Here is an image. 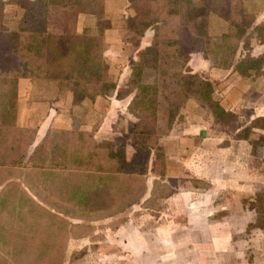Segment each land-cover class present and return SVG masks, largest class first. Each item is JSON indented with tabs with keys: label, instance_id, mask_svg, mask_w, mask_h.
<instances>
[{
	"label": "trees",
	"instance_id": "obj_1",
	"mask_svg": "<svg viewBox=\"0 0 264 264\" xmlns=\"http://www.w3.org/2000/svg\"><path fill=\"white\" fill-rule=\"evenodd\" d=\"M244 1L130 0L135 13L127 20L129 33L141 38L153 30V40L138 54L126 86L118 91L119 98L133 94L128 106L132 117L122 135L99 142L93 130L50 128L30 154L39 126L17 122L19 80H55L78 98L110 94L116 83L105 56V33L113 23L106 16V0H0V264H64L71 237L88 236L96 221L140 203L147 192L152 151L171 133L189 100L215 113L228 134L248 140L251 155L264 161V139L253 136L264 131V116L239 130L238 113L224 109L214 84L189 64L196 51L213 67L242 73L259 61L248 55L237 63L252 26ZM8 4L25 9L36 29L11 30L5 23ZM69 7L97 16V30H77L79 15L69 20ZM211 13L228 22L226 32L210 34ZM253 32L264 43V21ZM149 69L158 74L152 82L145 80ZM176 183L156 179L144 206L161 209L160 200L173 193ZM263 200L257 191L247 207L261 229ZM122 220L109 224L119 227ZM86 252L74 250L71 258Z\"/></svg>",
	"mask_w": 264,
	"mask_h": 264
},
{
	"label": "crops",
	"instance_id": "obj_2",
	"mask_svg": "<svg viewBox=\"0 0 264 264\" xmlns=\"http://www.w3.org/2000/svg\"><path fill=\"white\" fill-rule=\"evenodd\" d=\"M112 4L115 2L106 1L107 14L112 20L116 18L113 28L105 33V56L116 83L110 94H96V88L92 87L89 90L96 94L94 97L85 94L78 98L71 90L63 91L55 80H19L17 122L21 126H39L30 154L50 128L93 130L99 142H113L122 135L126 122L131 119L128 106L133 94L119 98L118 91L126 86L131 66L138 59V52L150 45L152 34L147 33L142 37L141 45L131 50L129 42H126V31H122L123 26H119L122 30L117 26V20L123 13L112 14L109 10ZM245 6L251 12L252 26L247 34L250 37L246 36L241 42L237 63L248 55L259 61L242 73L213 67L202 52L196 51L189 63L193 71L214 84V95L220 105L238 113L239 130L255 118L264 116V43L253 32L254 27L264 21V1L247 0ZM79 19L83 20V27L86 19L94 21L89 26L95 27L94 17L83 14ZM83 27L79 25L78 29ZM227 30L226 20L216 14L210 15L211 34L219 35ZM217 119L215 113L189 100L180 111L171 133L161 138L152 151L147 192L141 204L131 206L128 218L119 227L97 224L91 233L95 236L101 232V237L91 238V233L77 239L71 237L64 264H181L183 257H186V264L211 261L215 245L211 230L215 224L225 223V211H228L224 205L219 207L222 202L216 206L214 196L221 193L225 197V175L235 174V167L241 166L240 163L244 162L245 167L253 160L250 142L234 139L219 127ZM258 134H264V131H256L253 136L258 137ZM226 140L229 144L224 145ZM242 174H245V168ZM253 174L256 175L255 172ZM161 178L165 181L176 179L174 191L161 199L164 207L148 209L143 205L144 200L151 195L154 181ZM197 180L210 182L211 186L201 188L195 184ZM31 195L38 199L33 193ZM221 212L220 218L214 217ZM182 231H186V237H181ZM194 231L206 236L196 237ZM90 245H94L93 248L88 247ZM184 246L193 247V257L182 254ZM83 248H87L83 256L71 258V251Z\"/></svg>",
	"mask_w": 264,
	"mask_h": 264
},
{
	"label": "rangeland",
	"instance_id": "obj_3",
	"mask_svg": "<svg viewBox=\"0 0 264 264\" xmlns=\"http://www.w3.org/2000/svg\"><path fill=\"white\" fill-rule=\"evenodd\" d=\"M112 1L115 2V4H112L109 7L110 12L112 14L123 13V16L120 15V17L117 20L118 28L119 26H123V30L122 28L119 29H121L122 31H126V40H127L126 42H129L131 50L138 48L141 45L142 37L135 38V36H131L133 34L131 32L129 33L127 26L128 18L135 13L130 0H124L125 2H117L121 0H112ZM246 1L247 0L244 1V7L246 14H248L249 16L251 12H249L246 9L245 6ZM68 9H70L67 12V16L69 20H74V15L76 16L83 15V14H78L74 10V7H69ZM131 12L133 14H130ZM211 14H215V13H211ZM26 15H27V11L22 7H20L19 5L8 4L5 10V23L9 26L11 30H18L21 28L36 29V24L34 23V21L31 19L27 20ZM30 15L31 12H28V16ZM85 15L87 17H94V19H96L95 27L91 28V26H89V24L90 23L93 24L94 21L92 22L90 20L86 21L88 19L84 21L85 26L83 27V23H82L83 20L79 19L78 16V18H76L75 20V22L77 23V30H79L78 26L80 25V27H83L81 28L80 31L86 28V30L89 32H95L97 30L98 27L97 24L100 19L92 14H85ZM106 16L107 18L111 19L107 13ZM115 20L116 18L112 20V23H114ZM209 21H210V17H209ZM147 33L152 34V40H153V30H148L146 34ZM146 47L141 49L138 52V54L142 50L146 49ZM198 74L203 79H207L200 73ZM157 78H158V74L155 70L149 69L147 71L146 81L152 82ZM237 125L238 126L240 125L239 119L237 120ZM219 127L225 130L220 124ZM260 136H262L261 138L264 139V134H258V137ZM250 161L251 162L247 163L245 167H244V162L240 163L241 166L235 167L234 173L236 175L233 173L232 174L227 173L225 175V190H223L225 193V197L224 194L221 193L219 195L215 194L214 196L216 198V202H215L216 206L217 203L222 202V204L219 205V207L224 205L225 208L228 209V211L225 212L226 214L225 223L215 224L213 230H211L213 238H215V245L213 246L212 260L209 261L207 264H264V229H261L256 225L255 212L250 211L247 208L248 205L252 202L255 192L257 191L262 192L264 197V161L262 159H257L254 156H253V160ZM243 168H245L244 175L242 174ZM249 170H251L250 173ZM254 172L256 173V175L253 174ZM197 186H201V188H209L211 185L210 182L205 181L203 183H200V185L197 184ZM219 190H220L219 192H221V188H219ZM162 201L163 200H160V206L164 207ZM262 202H264V200ZM129 209L124 213L118 214L112 219L119 218V219H123L121 222H125L129 215L128 214ZM132 211L134 210H131V212ZM109 220L111 219L108 218L102 221H96L95 223L96 226L97 224L100 225V223H104L103 224L104 226L109 224ZM194 232L196 237L200 236L204 238L206 236L205 233L201 234L200 231H194ZM90 235L88 236H90L91 238L101 237V232L95 236L92 235V233ZM186 235H187L186 231H182L181 237H186ZM93 246L94 245H90L88 247L93 248ZM71 253L72 251L70 252V254ZM182 254H186L185 256L190 255L193 257L195 251L193 250L192 246H184L182 249ZM184 258L186 259V257H183V262L181 264H186V262H184ZM203 262H204L203 264H206L205 261ZM88 264H97V263H88ZM153 264H157V263H153Z\"/></svg>",
	"mask_w": 264,
	"mask_h": 264
}]
</instances>
